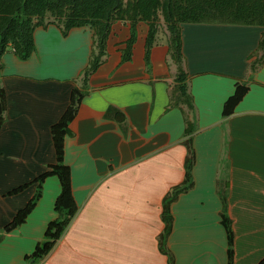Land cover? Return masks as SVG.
<instances>
[{
  "label": "crops",
  "instance_id": "0c3cea01",
  "mask_svg": "<svg viewBox=\"0 0 264 264\" xmlns=\"http://www.w3.org/2000/svg\"><path fill=\"white\" fill-rule=\"evenodd\" d=\"M181 31L197 130L190 138L194 184L170 206L173 222L165 242L172 259L160 245L164 198L185 180L188 154L184 112L169 107L175 66L161 28L147 62L145 22L138 23L130 58L124 59L131 26L118 21L65 138L64 159L79 212L38 264H228L224 210L234 232L232 264L264 259V26L183 23ZM35 41L30 59L11 50L2 59L7 108L0 129V264H28L26 255L57 217L61 183L51 175L27 220L2 232L37 184L11 192L57 160L52 126L70 105L89 63L94 29L73 27L64 34L49 23L36 28ZM239 83L248 90L224 116Z\"/></svg>",
  "mask_w": 264,
  "mask_h": 264
},
{
  "label": "trees",
  "instance_id": "16d2710c",
  "mask_svg": "<svg viewBox=\"0 0 264 264\" xmlns=\"http://www.w3.org/2000/svg\"><path fill=\"white\" fill-rule=\"evenodd\" d=\"M128 23L131 26V38L128 41L126 57L130 58L131 48L137 37L139 22L149 25L146 42V59L149 61L151 48L157 41L162 22L166 26L169 44V63L175 66L174 81L170 89L169 107H180L186 119V158L185 180L175 186L164 198V218L166 229L162 235L161 249L172 254L166 246V238L171 232L173 218L171 203L185 191L192 188L195 154L190 142L197 130L196 107L190 87V76L185 67L181 25L183 23H223L236 25L264 26V0H0V74L3 70V56L13 51L21 60H28L36 52L35 30L49 23L58 25L64 34L73 27L89 25L94 29L93 51L88 65L82 70L72 90L71 102L61 119L52 126V135L56 147L57 160L49 169L31 183L14 189L11 193L22 191L32 183L37 184L36 192L27 205L2 230L4 234L23 224L43 195L44 181L48 176L56 175L61 183V192L55 202L57 217L49 222L44 237L31 254L26 255L28 264L42 262L63 238L74 221L79 206L72 191V171L65 163V138L72 134L70 123L78 114L84 96L92 89L90 77L104 62L108 54V39L115 22ZM264 52V37L260 42ZM264 57V55H263ZM262 57V58H263ZM261 60V59H260ZM259 61L252 64V70ZM246 84H237L235 94L225 104L224 116L231 114L236 104L247 92ZM7 108L6 92L0 86V129ZM117 117L124 122L125 115L118 111ZM224 202L226 195H223ZM229 238V263L232 264L234 232L230 216L222 213ZM1 237V236H0ZM264 264V259L259 263Z\"/></svg>",
  "mask_w": 264,
  "mask_h": 264
},
{
  "label": "rangeland",
  "instance_id": "374dc122",
  "mask_svg": "<svg viewBox=\"0 0 264 264\" xmlns=\"http://www.w3.org/2000/svg\"><path fill=\"white\" fill-rule=\"evenodd\" d=\"M161 30L163 31V32H165L166 31V26L164 25V23L162 22V24H161ZM169 250V249H168ZM171 253V252H170ZM172 254V253H171Z\"/></svg>",
  "mask_w": 264,
  "mask_h": 264
},
{
  "label": "clouds",
  "instance_id": "9594fccd",
  "mask_svg": "<svg viewBox=\"0 0 264 264\" xmlns=\"http://www.w3.org/2000/svg\"><path fill=\"white\" fill-rule=\"evenodd\" d=\"M79 212V211H78ZM78 214V213H77ZM77 216V215H76ZM76 218V217H75Z\"/></svg>",
  "mask_w": 264,
  "mask_h": 264
}]
</instances>
